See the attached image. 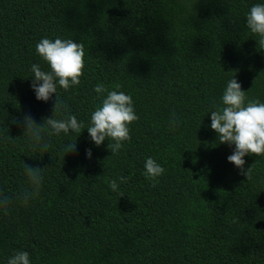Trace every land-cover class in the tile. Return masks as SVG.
I'll list each match as a JSON object with an SVG mask.
<instances>
[{"label": "trees", "instance_id": "trees-1", "mask_svg": "<svg viewBox=\"0 0 264 264\" xmlns=\"http://www.w3.org/2000/svg\"><path fill=\"white\" fill-rule=\"evenodd\" d=\"M255 2L0 0V136H10L0 142V193L27 187L24 163L43 177L38 195L0 211V259L24 250L32 264H264V155L244 157L246 177L205 113L232 75L264 102V50L244 25ZM41 37L83 46L80 84L57 89L78 120L87 123L97 83L132 97L138 119L118 154L86 129L50 137L43 154L23 144V116L40 124L55 103L30 88V65L47 70ZM148 156L165 168L155 181L143 174Z\"/></svg>", "mask_w": 264, "mask_h": 264}, {"label": "clouds", "instance_id": "clouds-1", "mask_svg": "<svg viewBox=\"0 0 264 264\" xmlns=\"http://www.w3.org/2000/svg\"><path fill=\"white\" fill-rule=\"evenodd\" d=\"M244 25L252 37L256 39L259 49L264 50V0H257L248 6L244 13ZM36 54L40 61L47 65V70L40 63H32L29 71L32 80L30 88L38 101L47 102L55 94V103L50 118H45L37 124L31 116L22 118L23 144L33 151L48 152V140L60 134H74L76 137L82 129L87 130L89 140L95 146H100L105 139L111 154H118L123 142L130 139L129 125L138 119L132 97L120 91V85L108 88L103 82L93 85L96 101L90 110L87 123L78 120L64 102L58 99L57 89L67 91L80 84V77L84 67L83 46L70 38L41 37L35 44ZM209 114L208 127L214 130L220 143L231 147V153L226 161L249 176L251 168H244L247 155H264V102L256 98H249L246 91L241 88L240 82L232 75L226 79L218 100H213L205 109ZM204 113V114H205ZM59 114V115H57ZM201 119L198 123V126ZM182 121L172 111L168 117L167 126L175 130ZM9 135L0 136V142L9 139ZM66 151H75V143L70 142L63 146ZM92 152L85 148V158L90 159ZM40 167L23 164V175L27 187L10 197L0 193V211H7L14 200L29 201L38 195L42 187V173ZM165 172L164 166L151 156L145 157L143 174L147 179L155 181ZM124 177L109 180L111 191L118 190V181L123 182ZM122 195V194H121ZM0 264H32L29 253L24 250L15 251L6 260L0 259Z\"/></svg>", "mask_w": 264, "mask_h": 264}]
</instances>
